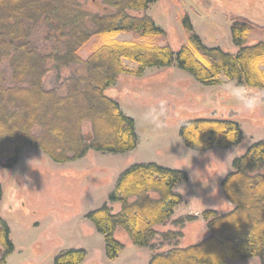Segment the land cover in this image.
Wrapping results in <instances>:
<instances>
[{"label":"trees","instance_id":"16d2710c","mask_svg":"<svg viewBox=\"0 0 264 264\" xmlns=\"http://www.w3.org/2000/svg\"><path fill=\"white\" fill-rule=\"evenodd\" d=\"M157 0H0V166L11 168L23 147L43 151L52 161H73L88 149L127 152L138 144L135 119L106 93L120 74L142 76L146 67L175 62L198 82L220 84L223 74L245 88H264V40L246 44L257 27L236 16L230 25L236 53L205 46L194 32L176 51L144 10ZM136 12L135 14L132 12ZM186 26L191 24L185 17ZM192 31V30H191ZM122 33L132 39H119ZM42 44V45H41ZM86 50L85 54H81ZM126 60L134 67L126 64ZM54 69L70 73L45 87L43 76ZM59 79V76H57ZM85 124L89 127L83 130ZM179 136L188 148L202 151L228 147L243 140L240 124L230 117L191 118L180 124ZM220 189L232 204L220 212H202L209 234L195 244L157 250L154 239L171 242L182 233L158 231L171 221L182 196L174 190L187 178L183 169L154 161L122 169L108 192L107 202L87 211L104 237V253L116 257L123 244L114 236L122 228L130 241L152 251L148 264H225L228 258L256 256L264 264V139L234 157ZM0 184V201L2 197ZM188 220H192L189 218ZM13 252L8 223L0 216V264ZM83 248L60 250L54 264H79Z\"/></svg>","mask_w":264,"mask_h":264},{"label":"rangeland","instance_id":"374dc122","mask_svg":"<svg viewBox=\"0 0 264 264\" xmlns=\"http://www.w3.org/2000/svg\"><path fill=\"white\" fill-rule=\"evenodd\" d=\"M145 14L166 32L165 42L173 51L187 44L191 33L198 35L205 46L220 47L236 53L231 39L230 25L236 16L251 20L255 27L247 36L246 44L264 40V0H157L144 10ZM134 14L136 12L132 11ZM137 14V13H136ZM187 16L191 30L186 26ZM122 33L119 39H132ZM42 45V44H41ZM83 50L81 54H85ZM134 67L133 63L125 61ZM146 67L142 76L120 74L106 93L116 98L125 114L135 119L138 144L127 152H100L88 149L85 155L73 161L55 162L38 149L23 147L18 161L11 168L0 166L2 197L0 216L8 223L13 252L7 264H54L60 250L83 248L86 255L79 264H148L152 251L130 241L120 227L114 236L123 249L114 258L104 253V237L87 220V211L107 202L108 192L122 169L139 162L154 161L187 172V178L175 184L182 202L174 207L172 219H184L182 225L171 221L158 230L182 233L174 241L160 243L154 239L156 249L164 250L176 243L179 246L195 244L209 234L202 219L205 209L226 212L232 204L224 197L220 181L232 169L231 162L242 155L255 141L264 139V105L254 111H242L239 103L225 90V84L237 85L223 74L220 84L206 85L177 66ZM6 76L10 70L0 64ZM70 73L50 69L43 76L47 88L56 86ZM59 76V79L57 78ZM250 93H264V88H246ZM165 102L162 119L166 127L157 128L143 119L151 108ZM230 112H234L230 116ZM230 117L240 124L243 140L240 143L202 151L188 148L179 136L180 124L191 118ZM89 127L85 124L84 131ZM191 218L192 220H188ZM225 264H260L256 256L248 259L228 258Z\"/></svg>","mask_w":264,"mask_h":264},{"label":"clouds","instance_id":"9594fccd","mask_svg":"<svg viewBox=\"0 0 264 264\" xmlns=\"http://www.w3.org/2000/svg\"><path fill=\"white\" fill-rule=\"evenodd\" d=\"M226 92L234 97L239 103L241 110L254 111L264 105V93H250L245 87L239 85L225 84ZM165 102H161L159 108H151L143 115V119L157 128L166 127L162 117L165 116Z\"/></svg>","mask_w":264,"mask_h":264},{"label":"water","instance_id":"95a60500","mask_svg":"<svg viewBox=\"0 0 264 264\" xmlns=\"http://www.w3.org/2000/svg\"><path fill=\"white\" fill-rule=\"evenodd\" d=\"M233 113H234V112H230V113H229L230 116H233ZM211 115H214V113H212Z\"/></svg>","mask_w":264,"mask_h":264},{"label":"crops","instance_id":"0c3cea01","mask_svg":"<svg viewBox=\"0 0 264 264\" xmlns=\"http://www.w3.org/2000/svg\"><path fill=\"white\" fill-rule=\"evenodd\" d=\"M163 227V226H162ZM174 229V228H173ZM158 231H160V230H158ZM161 232V231H160Z\"/></svg>","mask_w":264,"mask_h":264}]
</instances>
